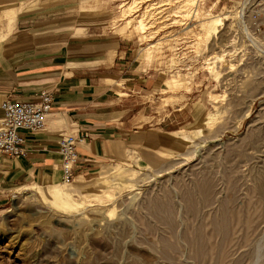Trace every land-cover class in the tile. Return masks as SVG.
Segmentation results:
<instances>
[{"label": "rangeland", "instance_id": "374dc122", "mask_svg": "<svg viewBox=\"0 0 264 264\" xmlns=\"http://www.w3.org/2000/svg\"><path fill=\"white\" fill-rule=\"evenodd\" d=\"M8 1L13 20L128 38L146 82L127 116L174 129L184 148L56 183L73 207L41 197L54 184L14 190L0 264H264V0Z\"/></svg>", "mask_w": 264, "mask_h": 264}, {"label": "crops", "instance_id": "0c3cea01", "mask_svg": "<svg viewBox=\"0 0 264 264\" xmlns=\"http://www.w3.org/2000/svg\"><path fill=\"white\" fill-rule=\"evenodd\" d=\"M12 6L0 0V105L7 98L36 101L43 90L53 102L41 130L20 131L25 157L0 153V205L25 185L60 182L57 140L64 135L86 136L77 147L74 179L104 162L134 156L156 166L183 151L184 138L174 129L127 116V97L146 82L129 57L134 49L128 38L83 36L45 15L13 20L5 15Z\"/></svg>", "mask_w": 264, "mask_h": 264}, {"label": "built area", "instance_id": "2783aa9c", "mask_svg": "<svg viewBox=\"0 0 264 264\" xmlns=\"http://www.w3.org/2000/svg\"><path fill=\"white\" fill-rule=\"evenodd\" d=\"M52 94L43 90L33 102L5 99L1 102L0 153L9 157H25L26 149L21 130L36 132L45 125V119L52 107ZM86 140L84 135H64L57 140V151L61 157V182L70 185L74 181L75 170L79 165L77 147Z\"/></svg>", "mask_w": 264, "mask_h": 264}, {"label": "bare ground", "instance_id": "6f19581e", "mask_svg": "<svg viewBox=\"0 0 264 264\" xmlns=\"http://www.w3.org/2000/svg\"><path fill=\"white\" fill-rule=\"evenodd\" d=\"M188 1V0H187ZM142 24V23H141ZM143 25V24H142ZM113 172V171H112ZM115 175H122L119 171H114ZM262 173V172H261ZM263 181V180H262ZM207 190V189H206ZM261 190V189H260ZM193 192V191H192ZM97 194V193H96ZM110 193L105 192V195L108 196ZM40 195L44 199H50L51 201L55 202L59 206H67V207H73L77 204L78 202L75 201V199L72 197V195L65 191L58 189L56 187V184L52 186V189L49 191H43L40 192ZM206 196V195H205ZM209 197V196H208ZM250 200V199H249ZM149 208V207H148ZM250 210V209H249ZM255 211V210H253ZM146 215V214H145ZM251 216V215H250ZM257 217V216H256ZM259 217V216H258ZM153 218V217H152ZM249 218V216H248ZM250 226V225H249ZM247 233V232H246ZM249 235V234H248ZM248 237V236H247ZM237 238V237H236ZM230 241V240H229ZM229 244V243H228Z\"/></svg>", "mask_w": 264, "mask_h": 264}]
</instances>
